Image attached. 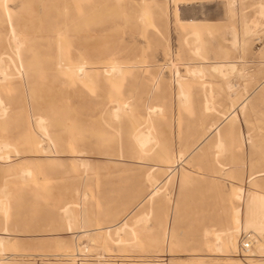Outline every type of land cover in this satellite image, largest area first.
I'll return each mask as SVG.
<instances>
[{"label": "rangeland", "instance_id": "obj_1", "mask_svg": "<svg viewBox=\"0 0 264 264\" xmlns=\"http://www.w3.org/2000/svg\"><path fill=\"white\" fill-rule=\"evenodd\" d=\"M5 4L6 264H264V0Z\"/></svg>", "mask_w": 264, "mask_h": 264}, {"label": "bare ground", "instance_id": "obj_2", "mask_svg": "<svg viewBox=\"0 0 264 264\" xmlns=\"http://www.w3.org/2000/svg\"><path fill=\"white\" fill-rule=\"evenodd\" d=\"M7 0H2V3L4 4V6L6 7V4H5V2H6ZM260 6V10H259V12L257 13L258 15H259V17L261 16H264V5H259ZM8 16V15H7ZM91 22V21H90ZM258 22V21H257ZM245 23V22H244ZM249 24V23H248ZM244 25H246V24H244ZM252 25L254 26V23H252ZM258 25V24H257ZM251 27L252 29L254 28V27ZM256 26V25H255ZM247 28V27H246ZM256 28V27H255ZM250 29V28H249ZM251 30V29H250ZM248 32V31H247ZM255 32V31H254ZM11 33H12V36H13V41L14 42H16V34H15V30H14V27L11 25ZM249 33H251V32H249ZM246 35V34H245ZM249 35V34H248ZM18 41V40H17ZM233 42H235V41H233ZM23 44V43H22ZM20 46V45H19ZM15 49L17 50V48L15 47ZM4 55V54H3ZM17 56H18V50H17V54H16ZM19 58V57H18ZM2 60H0V62H1ZM13 62V61H12ZM2 63V62H1ZM222 64H224V63H222ZM232 64V63H231ZM214 65H216V64H214ZM217 66V67H216ZM215 66V69H214V67H213V69L214 70H217V68H221V67H223L222 65L221 66H219V65H216ZM224 68H226V67H224ZM197 70V69H196ZM196 70L194 71V72H196ZM223 70V69H222ZM225 70V69H224ZM199 71V70H198ZM224 72V71H223ZM225 74V73H224ZM241 74V73H240ZM3 75H6V74H4L3 73ZM5 77V76H4ZM8 77V76H7ZM5 79V78H4ZM245 102V101H244ZM244 104V103H243ZM241 106V105H240ZM116 110H117V108H116ZM1 111V110H0ZM231 114V113H230ZM230 114H228V115H230ZM225 116L224 118H223V120H221V121H219V122H217L216 124H214L213 125V127L212 128H220V126H221V124L225 121V122H228L229 121V119L232 117L231 115L230 116ZM4 116V115H3ZM224 116V115H223ZM40 120H42V119H40ZM39 121V120H38ZM41 122H44L45 123V119H44V121H41ZM41 124V123H40ZM41 126H43V125H41ZM41 130V129H40ZM227 130H229V128H225V129H223V131L222 130H220V129H218L217 130V132H216V139H217V141H219V142H221L222 141V133L223 132H225V131H227ZM51 141V140H50ZM7 146H9L8 145V143L5 141H1L0 142V147H3L2 149H4V147H7ZM12 146V145H11ZM9 148V147H8ZM1 149V150H2ZM8 153V152H7ZM4 155H7V154H4ZM4 155H1V158H4L3 156ZM9 156V155H8ZM5 158H7L6 156H5ZM155 189H156V187H155ZM154 191V190H153ZM249 214V215H248ZM245 216L247 217L248 216V218L250 219V226L252 227V228H254V229H256V230H258V231H261L262 229H263V227H264V211L263 212H260V211H256L255 209H253V208H251L250 210H249V207H248V205H247V208H246V212H245ZM117 224H115V225H113V226H111V227H107L106 229H110V228H112V227H114V226H116ZM105 229V228H104ZM248 229V228H247ZM251 231H254L253 229H250ZM0 233L2 234V236H0V255H2V254H4V253H6V251L7 250H10V249H16L17 248V243L16 242H14V241H12V239H11V237H9V235L11 236V232H10V230H7V229H4V228H2L1 229V231H0ZM249 233V232H248ZM15 235V234H14ZM251 237V236H250ZM253 237V236H252ZM254 238V237H253ZM261 239V238H260ZM230 240L232 241V244H233V246H234V248H235V239L233 240V236H232V238H230ZM254 240V239H253ZM20 241V240H19ZM230 241V242H231ZM6 260H7V257H1L0 256V264H6ZM240 264V263H239Z\"/></svg>", "mask_w": 264, "mask_h": 264}, {"label": "built area", "instance_id": "obj_3", "mask_svg": "<svg viewBox=\"0 0 264 264\" xmlns=\"http://www.w3.org/2000/svg\"><path fill=\"white\" fill-rule=\"evenodd\" d=\"M241 247H242V250L244 252H249L251 249H252V242L251 241H248V242H243L241 244ZM260 250L262 252H264V244L262 246H260Z\"/></svg>", "mask_w": 264, "mask_h": 264}]
</instances>
